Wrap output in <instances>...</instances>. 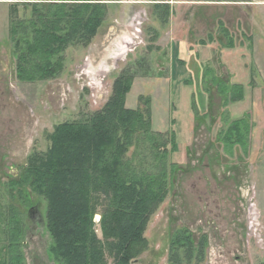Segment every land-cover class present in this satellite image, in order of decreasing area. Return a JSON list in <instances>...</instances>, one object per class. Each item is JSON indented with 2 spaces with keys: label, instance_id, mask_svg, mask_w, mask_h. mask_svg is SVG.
Returning a JSON list of instances; mask_svg holds the SVG:
<instances>
[{
  "label": "rangeland",
  "instance_id": "obj_1",
  "mask_svg": "<svg viewBox=\"0 0 264 264\" xmlns=\"http://www.w3.org/2000/svg\"><path fill=\"white\" fill-rule=\"evenodd\" d=\"M29 1L0 0V212L9 216L15 207L21 214L24 264L58 263L50 254L45 201L33 194L21 199L11 181L33 152L48 149L57 125L102 109L123 71L133 76L125 106L137 109L148 98L152 130L174 134L179 145L169 158L176 166L168 197L150 217L134 264H169L171 241L183 229L196 246L206 241L204 260L191 264H262L264 0H99L107 3L105 20L89 44L67 49L62 74L22 83L9 14L11 4ZM157 3L168 4L169 15L158 16ZM235 85L245 93L240 102H233ZM241 120L248 127L244 146L225 143L224 134ZM99 222L96 215L104 242Z\"/></svg>",
  "mask_w": 264,
  "mask_h": 264
},
{
  "label": "trees",
  "instance_id": "obj_2",
  "mask_svg": "<svg viewBox=\"0 0 264 264\" xmlns=\"http://www.w3.org/2000/svg\"><path fill=\"white\" fill-rule=\"evenodd\" d=\"M106 5L99 0L11 4L8 34L17 80L46 82L60 76L67 49L92 41L105 20ZM155 7L158 16L162 10L169 15L168 4ZM29 8L30 15L20 17ZM132 81L130 72L123 71L102 109L57 125L48 135V149L33 152L21 177L11 181L10 191L21 199L33 194L45 201L50 254L58 264H134L143 253L150 217L168 197L176 166L169 158L179 145L174 134L170 138L152 130L151 108L143 101L148 98H141L137 109L125 106ZM235 87L239 92L233 102H240L245 93ZM241 122L224 134L225 143L244 146L248 127ZM14 209L9 216L0 212V264H24L25 227ZM36 212V207L30 211ZM96 215L104 242L96 234ZM205 252L206 241L196 246L191 232L183 229L171 241L169 264H191L195 257L199 263Z\"/></svg>",
  "mask_w": 264,
  "mask_h": 264
},
{
  "label": "crops",
  "instance_id": "obj_3",
  "mask_svg": "<svg viewBox=\"0 0 264 264\" xmlns=\"http://www.w3.org/2000/svg\"><path fill=\"white\" fill-rule=\"evenodd\" d=\"M5 1H6V0H5ZM12 2H13V1H12ZM8 3H10V2H8ZM246 3H248V4H253V3H254V4H255L256 2H255V1H253V2H252V1H248V2H246Z\"/></svg>",
  "mask_w": 264,
  "mask_h": 264
}]
</instances>
